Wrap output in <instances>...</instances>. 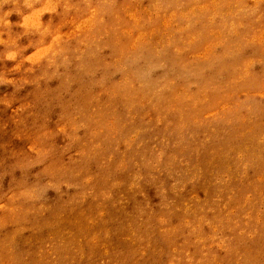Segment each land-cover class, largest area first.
<instances>
[{"label":"clouds","instance_id":"obj_1","mask_svg":"<svg viewBox=\"0 0 264 264\" xmlns=\"http://www.w3.org/2000/svg\"><path fill=\"white\" fill-rule=\"evenodd\" d=\"M0 264H264V0H0Z\"/></svg>","mask_w":264,"mask_h":264}]
</instances>
